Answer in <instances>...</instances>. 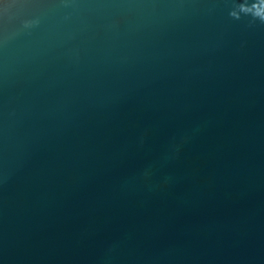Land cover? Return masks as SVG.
<instances>
[{
	"label": "water",
	"instance_id": "obj_1",
	"mask_svg": "<svg viewBox=\"0 0 264 264\" xmlns=\"http://www.w3.org/2000/svg\"><path fill=\"white\" fill-rule=\"evenodd\" d=\"M239 2L0 0V264H264Z\"/></svg>",
	"mask_w": 264,
	"mask_h": 264
},
{
	"label": "clouds",
	"instance_id": "obj_2",
	"mask_svg": "<svg viewBox=\"0 0 264 264\" xmlns=\"http://www.w3.org/2000/svg\"><path fill=\"white\" fill-rule=\"evenodd\" d=\"M261 4H264V0H254L253 3L241 0L231 10L230 15L235 19H240L242 15H250L253 23L257 20L264 23V7H258Z\"/></svg>",
	"mask_w": 264,
	"mask_h": 264
}]
</instances>
